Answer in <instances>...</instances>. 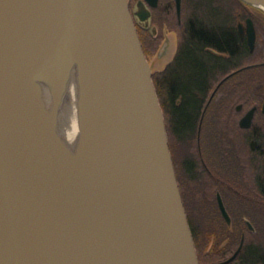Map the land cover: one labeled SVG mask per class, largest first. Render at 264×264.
Returning <instances> with one entry per match:
<instances>
[{
  "label": "water",
  "instance_id": "95a60500",
  "mask_svg": "<svg viewBox=\"0 0 264 264\" xmlns=\"http://www.w3.org/2000/svg\"><path fill=\"white\" fill-rule=\"evenodd\" d=\"M148 4L0 0V264H201L135 21L150 26ZM74 68L72 148L58 114Z\"/></svg>",
  "mask_w": 264,
  "mask_h": 264
},
{
  "label": "flooded vegetation",
  "instance_id": "af4514ba",
  "mask_svg": "<svg viewBox=\"0 0 264 264\" xmlns=\"http://www.w3.org/2000/svg\"><path fill=\"white\" fill-rule=\"evenodd\" d=\"M137 1L130 0L132 11ZM162 4L161 0L156 7L148 4L152 11L150 26L136 20L140 34L147 31L156 35L162 30L155 24L159 19L156 11ZM237 5L240 10L233 12V26L237 51L242 53L232 62L229 52L206 47L218 59L231 60V66L209 84L204 95L199 93L201 105L191 131L182 137L173 123V157L192 229L193 220L203 222L210 216L209 208L212 212L216 209L221 219L222 262L230 259L244 240L240 252L224 264H251L253 251L264 253V11L244 2ZM174 6L177 14L176 3ZM249 18L256 30L253 48L249 43ZM183 29L182 19L173 29L178 31L179 41L171 48V63L180 52Z\"/></svg>",
  "mask_w": 264,
  "mask_h": 264
},
{
  "label": "trees",
  "instance_id": "16d2710c",
  "mask_svg": "<svg viewBox=\"0 0 264 264\" xmlns=\"http://www.w3.org/2000/svg\"><path fill=\"white\" fill-rule=\"evenodd\" d=\"M229 1L243 3L241 0H185L187 15L183 14L184 29L182 34H184V38L180 52L174 63H170L163 72L154 74L173 153V123L178 126L179 134L182 137L191 131L201 105L199 93L204 95L209 84L220 79L231 66V60L218 59L206 47H217L222 51L229 52L232 62L235 56L242 53V51L240 53L237 51L238 37L233 26L234 17L231 7L227 5ZM161 2L163 3L161 9L164 6L165 9H168L169 5L167 4L174 3L175 0H161ZM188 3L191 4V7L187 5ZM158 11L159 9L156 12ZM150 34L147 31H142L140 34L148 59L152 52L151 42L154 39L157 42L159 39L153 47L154 52L157 51L160 41L158 36ZM176 63L177 65H175ZM177 102L180 103L177 105ZM192 230L201 263L212 264L222 261V252L216 244L217 241L212 240L215 237H211V241L206 244L208 246L204 251L200 246L201 242L197 232L194 228ZM205 252H207L206 255H204ZM200 255L204 261L201 260ZM250 263L264 264V253L253 251Z\"/></svg>",
  "mask_w": 264,
  "mask_h": 264
},
{
  "label": "rangeland",
  "instance_id": "374dc122",
  "mask_svg": "<svg viewBox=\"0 0 264 264\" xmlns=\"http://www.w3.org/2000/svg\"><path fill=\"white\" fill-rule=\"evenodd\" d=\"M134 1H136V0H133L132 3H134ZM174 3L171 7H168V9H164V10L159 9V11H158L159 12V14H158L159 19L157 18L155 20V24H159V26L162 28V30H160L157 34L155 33L156 36H158V38H160L159 45H158L159 47L157 48V51L153 52V47L158 42L159 39L157 40V42L154 41L156 39H154L153 42L150 41L151 42L150 46L152 45L150 47V49L153 53L152 52L150 53L149 60L152 64V69H153L154 74L163 72L166 69V67L173 61L174 56H173V50L171 51V48H173V46L176 45V43L179 41L178 40L179 37L178 36L176 37L178 31L176 32L173 30L175 27L179 26L178 25L179 18L177 17ZM227 5H228V7H231V13H232L233 17H234L233 12L236 11L237 9L240 10V7L237 5V3L235 1L234 2L229 1ZM160 11L162 13H160ZM191 11L192 10L190 8V12ZM185 14L187 15V13L184 11V16H185ZM234 19H235V17H234ZM234 19H233V21H234ZM177 20H178V22H177ZM181 37H182V35H181ZM171 41H174L175 44L171 43ZM161 50L164 53H162V52L160 53ZM176 148H177V146H176ZM209 212H211L210 216L205 217L203 219V222L200 220V221H196V223H195V220H193L194 230L197 232V234L199 236V240L201 242L200 246L204 249V251L206 250V247L208 246V245L206 246V244L209 241H211V237H213V238L215 237V239H212V240H214V241L216 240L217 241L216 244L218 246L222 240V236L220 234L221 219H220L218 213L216 212V209L213 210V212H212V209L209 208ZM206 226L209 228L206 229ZM205 234L207 235L206 237H205ZM202 241H203V244H202ZM206 253L207 252H205L204 255H206ZM200 257H201V260L204 261L202 259V255H200ZM203 264H204V262H203ZM212 264H214V263H212Z\"/></svg>",
  "mask_w": 264,
  "mask_h": 264
},
{
  "label": "bare ground",
  "instance_id": "6f19581e",
  "mask_svg": "<svg viewBox=\"0 0 264 264\" xmlns=\"http://www.w3.org/2000/svg\"><path fill=\"white\" fill-rule=\"evenodd\" d=\"M58 126L66 142L72 148L75 147L80 137L76 68L72 71L68 91L61 102L58 114Z\"/></svg>",
  "mask_w": 264,
  "mask_h": 264
}]
</instances>
